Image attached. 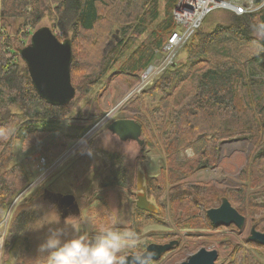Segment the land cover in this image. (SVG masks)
I'll use <instances>...</instances> for the list:
<instances>
[{"label":"trees","instance_id":"trees-1","mask_svg":"<svg viewBox=\"0 0 264 264\" xmlns=\"http://www.w3.org/2000/svg\"><path fill=\"white\" fill-rule=\"evenodd\" d=\"M162 1L161 11L160 0H0V129L30 128L19 140L20 149L26 154L23 162L31 155L26 151L48 137L46 131L36 126L66 118L74 101L56 106L38 95L19 53L31 33L24 29L25 26L35 25L51 14L50 2L54 4L56 26L63 34L60 39L71 43V82L74 85L77 78L78 84L74 87L86 96L117 62L120 61V72L139 75L149 63L160 57L170 33L177 28L172 18L176 0ZM261 5H264L263 0H255L259 11L239 15L228 11L233 15L229 23L226 20L230 17L226 16L223 22L210 25L206 30L201 28V23L181 48L185 51V59L166 68L143 89V101L149 98L153 105L147 118L134 119L141 125L142 135L143 130L145 132V128L152 125L164 152L165 172L160 170L156 175H148L144 165L139 167L147 197L157 212L142 211L132 201L126 223H120L111 212L103 210L104 227L114 226L138 236L145 226L162 225L158 200L168 181L174 184L169 188V204L175 226L182 227L187 223L186 219L194 217L201 228L221 227L208 219L206 210L221 197H226L241 214H245L249 206L251 216L261 212L260 218H253L252 223L257 230L264 232V200L263 204L251 205L254 200L264 199V77L260 76L264 64L259 63L264 57V45L256 42L250 27L264 21V6ZM17 19L20 22L15 38L22 43L20 48L13 47L5 22ZM250 46H259L258 51H242ZM253 62L259 63L258 69L248 67ZM150 86L152 88H148ZM13 107L16 110H12ZM101 113L94 95L82 116L94 122ZM74 137L56 133L46 145L47 157L55 159L63 154ZM230 139H245L252 144L247 165L239 173L242 182L239 187L217 189L211 185L182 182L198 170L215 166L220 144ZM143 140L141 150L146 152L151 145L145 138ZM15 147L14 132L6 139L0 137V168L4 163L14 161ZM107 156L112 160L109 173L98 189L134 186L120 153L107 152ZM20 162L13 163L10 169L0 174V220L29 183L23 162ZM161 179L165 184L159 183ZM86 196L83 203L81 200V208L88 210L94 199ZM26 206L28 208L16 212L13 230L6 232L7 239L13 234V242L6 243V248L10 245L7 251L12 258L17 253L18 261L45 264L38 248L26 252L29 250L26 242L42 219L39 212L29 208V203ZM113 219L117 221L115 225ZM246 244L255 246L252 248L256 252H252L249 246H232L227 264H264V246L251 241ZM134 251L137 250L130 249L122 255Z\"/></svg>","mask_w":264,"mask_h":264},{"label":"rangeland","instance_id":"rangeland-1","mask_svg":"<svg viewBox=\"0 0 264 264\" xmlns=\"http://www.w3.org/2000/svg\"><path fill=\"white\" fill-rule=\"evenodd\" d=\"M160 2L162 3L160 6V10L162 11L163 1L160 0ZM50 8L52 10L51 14L46 15L35 25L28 24L24 29L36 30L39 27L46 26L51 28L59 40H61L60 35L62 36L63 34L56 26V14L53 11L54 4L52 2H50ZM28 9H30V7ZM226 16L230 17L226 20H229V23L233 15L227 10L215 9L208 14L206 22H202L201 28L206 30V28L213 25L214 22L221 23ZM10 20L9 22H5L7 23L6 27L11 36V40L13 39V47L20 48L23 45L20 40L15 38V32L20 20ZM3 26L5 27V25ZM119 35L121 36V34ZM67 37L70 36L67 35ZM139 41H137V43H139ZM258 47L259 46L245 47L242 51L248 52L249 49V51L255 53V51H258ZM178 50L176 53V62L185 59V51L182 49L180 50V48ZM130 51L131 49L127 53ZM261 62L264 64V57L259 61V63ZM259 63L253 62L248 67L258 69ZM20 64L22 66L23 62ZM119 64L120 61L112 67L110 72H107L102 78L103 80L94 86L86 96L76 91L74 101L70 104V109L66 118L59 121H47V123H43L44 125L36 126L46 131L48 137L32 145V147L26 151L31 155L25 162H23L26 155L25 150L20 149L19 140L28 133L30 128L18 127V129L14 131L16 156L14 161L4 163L3 167L0 168V174L10 169L13 163L21 161L29 177L30 184L28 183V185L20 191L9 206L8 211L11 207L12 208L10 213L7 211L9 216L7 224L8 231L6 232H9L14 225L16 212L20 209L28 208L26 203L30 204L29 208L39 212L42 218L41 222L38 223V226L34 229L26 242L29 249L26 250V252L34 251L38 248L39 244L46 238L45 236L48 235L49 228L62 227L65 229L66 233L71 235L72 228L70 225L78 224L81 233L87 232L88 234H92L95 229L105 226V222L102 224V216L104 215V213H102L103 210L105 212H111L116 220L121 221L120 223H126V217L131 213L130 203L135 201L133 191L136 189L137 169L140 165H144L148 175H156L160 170L165 172L163 146L155 130L151 128V124L149 127L145 128V132L143 130L142 135V138L149 141L151 145V147L149 146L146 148V150L149 149L148 151L145 150L146 152H143L141 150L142 146H139L135 141H121L107 129L109 122L116 118L132 117L138 120L147 118L148 110L153 105L149 98L146 102L143 101L142 92L132 99L124 100L126 92L137 82L140 74L131 75L120 72V69H118ZM260 76L264 77V72H262ZM74 83L76 85L78 84L77 78ZM148 88H152V86ZM94 95L98 106L102 109V113L96 121L90 122L82 115L85 109L90 106ZM12 110H16V108L13 107ZM58 132L71 136L75 135L74 140L69 142L68 148L63 154L55 159H53L54 157L48 158L46 155V152L48 153V146L46 145ZM87 149H91V155L87 154ZM251 150V142L245 139H230L223 141L220 144L219 158L216 165L211 168L198 170L182 182H188L190 185L196 184L199 186L211 185L218 187L217 189H226V187L237 188L242 184L239 179V173L246 167ZM107 152L120 153L123 158V165L128 170L127 176L130 177L129 180L134 186L130 185L124 187L120 185L98 189V186H100L101 182L107 177L112 161L111 159V161L109 160ZM40 158H43L46 163L45 168L42 170L37 167ZM162 181L163 179L159 180V183L162 185L167 183L165 192L160 200H158V204L161 207L160 218H162L163 224L149 227L145 226L140 235L136 236V243H139V245L135 250H142V245H147L150 242L166 243L176 239L178 240V244L171 251L164 253L159 260L150 261L148 264H179L187 260L191 254L200 248L209 250L215 249L217 251L218 257L214 264H227L231 259V247L235 245H243L247 248L250 247L249 249L252 252H256L252 248L255 246L248 245V247L246 243L248 242L249 230L253 225L252 220L253 218L259 219L261 212H257L251 216L249 213V206L245 210V214H242L246 219L241 229H238L234 225L221 226L215 229L201 228L202 225L197 223V219L194 217L186 219L187 223L182 227H177L173 223V214L170 213L169 204V188L174 184H170L168 181L163 183ZM43 188L46 189L42 192ZM29 190L30 192H28ZM52 193L55 194L59 202ZM69 193L75 194L80 209L78 206L71 208L68 206L66 208L67 213L65 214H69L68 217H62L60 212H62L63 209H57V204H60V200L63 196ZM85 195H87L86 197L94 199V203L88 207V210L81 208V200L83 203V197H85ZM258 200L259 201H252L251 205L263 204V198H259ZM219 203L220 201L214 202L211 207H215ZM76 208L79 212L77 214L72 213L76 212ZM6 214L3 216V219L6 217ZM3 219H1L0 222ZM109 220L111 221L110 218ZM192 224L193 226H191ZM150 229L155 230L150 232ZM12 235L13 234H11L8 239L5 238L4 242L3 261L5 264H14L17 263L15 261H18L17 253H15L12 258L11 254L7 251L10 245L6 248V243L11 244L13 242L11 240ZM131 250L133 251V249ZM127 251H130V249L125 250L124 254ZM258 252H261V250ZM18 262L20 263L21 261Z\"/></svg>","mask_w":264,"mask_h":264},{"label":"water","instance_id":"water-1","mask_svg":"<svg viewBox=\"0 0 264 264\" xmlns=\"http://www.w3.org/2000/svg\"><path fill=\"white\" fill-rule=\"evenodd\" d=\"M262 44L264 45V43ZM19 53L26 65L30 80L42 99L56 106L65 105L74 99L76 88L70 78L72 49L69 40L60 41L49 27L42 26L33 31L28 44L24 45ZM107 129L121 141L132 140L140 146L144 143L141 138V125L134 119L116 118L108 124ZM52 194L55 196L54 193ZM134 195L136 208L148 213L157 212L154 203L147 197L143 173L139 168L137 169ZM55 199L57 200L56 196ZM60 202L57 206L63 208L65 213H67L68 206L77 207L74 196L70 194L63 196ZM78 212L76 208V212L72 213L77 214ZM206 216L216 226L234 225L238 229L243 227L246 219L230 204L226 197H221L217 206L208 208ZM248 241L264 246V232L257 230L252 225ZM177 244L178 240L176 239L166 243L143 244L142 250L152 254L149 263L159 260L164 253L172 250ZM124 256L131 264L133 254ZM217 257L215 249L200 248L179 264H214Z\"/></svg>","mask_w":264,"mask_h":264},{"label":"clouds","instance_id":"clouds-1","mask_svg":"<svg viewBox=\"0 0 264 264\" xmlns=\"http://www.w3.org/2000/svg\"><path fill=\"white\" fill-rule=\"evenodd\" d=\"M249 12L259 11L255 0H248ZM264 6V5H261ZM256 42L264 43V21L251 26ZM15 131L14 128L0 129V137L6 139ZM91 155V149H87ZM117 221L113 220V225ZM72 234L69 235L62 227L49 228L48 235L38 246V252L45 264H129L122 255L127 249H136L137 237L134 232H122L116 227H100L92 234L81 233L78 224H71ZM151 253L146 250L133 252L131 264H148Z\"/></svg>","mask_w":264,"mask_h":264},{"label":"built area","instance_id":"built-area-1","mask_svg":"<svg viewBox=\"0 0 264 264\" xmlns=\"http://www.w3.org/2000/svg\"><path fill=\"white\" fill-rule=\"evenodd\" d=\"M248 0H176L172 18L177 28L173 30L164 46L161 56L152 61L140 74L137 82L127 91L124 100L132 99L150 85L166 68L173 65L179 48L186 44L204 18L215 9H224L235 14L247 13ZM32 31V30H29ZM45 160L40 158L39 169L45 168ZM7 226V218L0 222V264L3 263V244ZM23 264V263H14Z\"/></svg>","mask_w":264,"mask_h":264},{"label":"crops","instance_id":"crops-1","mask_svg":"<svg viewBox=\"0 0 264 264\" xmlns=\"http://www.w3.org/2000/svg\"><path fill=\"white\" fill-rule=\"evenodd\" d=\"M216 22H214V24H215ZM213 24V25H214ZM70 195H73L74 196V198H75V202H76V205L78 206V208H79V205H78V203H77V201H76V197H75V194H71V193H69ZM80 209V208H79ZM149 226H155V225H148V227ZM155 228V227H154ZM155 229H150L149 231L151 232V231H154Z\"/></svg>","mask_w":264,"mask_h":264},{"label":"flooded vegetation","instance_id":"flooded-vegetation-1","mask_svg":"<svg viewBox=\"0 0 264 264\" xmlns=\"http://www.w3.org/2000/svg\"><path fill=\"white\" fill-rule=\"evenodd\" d=\"M71 207H73V206H72V205H70V208H71ZM57 209L61 210V209H60V208H58V207H57ZM62 209H63V208H62ZM60 213L62 214V217H66V216L68 217V215H69V214H67V215H65V216H64V214H66V213H65V212H63V211H62V212H60Z\"/></svg>","mask_w":264,"mask_h":264},{"label":"bare ground","instance_id":"bare-ground-1","mask_svg":"<svg viewBox=\"0 0 264 264\" xmlns=\"http://www.w3.org/2000/svg\"><path fill=\"white\" fill-rule=\"evenodd\" d=\"M178 51H179V50H178ZM176 55H177V54H176ZM126 93H127V92H126ZM109 112H110V111H109ZM131 119H134V118L131 117ZM134 120H135V119H134Z\"/></svg>","mask_w":264,"mask_h":264}]
</instances>
